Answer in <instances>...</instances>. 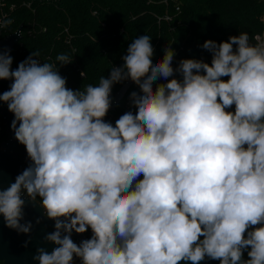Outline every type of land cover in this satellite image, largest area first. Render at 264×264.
I'll use <instances>...</instances> for the list:
<instances>
[{"label": "clouds", "instance_id": "9594fccd", "mask_svg": "<svg viewBox=\"0 0 264 264\" xmlns=\"http://www.w3.org/2000/svg\"><path fill=\"white\" fill-rule=\"evenodd\" d=\"M11 23L0 18V29ZM203 48L211 64L174 69L171 46L154 63L152 37L135 38L122 67L82 90L38 52L13 70L0 51V80L12 81L0 101L32 162L0 189V216L30 234L23 196L39 198L56 245L38 249L39 264H264V39L242 32ZM128 80L140 89L135 110L113 126L112 89ZM89 228L90 239L74 242Z\"/></svg>", "mask_w": 264, "mask_h": 264}, {"label": "trees", "instance_id": "16d2710c", "mask_svg": "<svg viewBox=\"0 0 264 264\" xmlns=\"http://www.w3.org/2000/svg\"><path fill=\"white\" fill-rule=\"evenodd\" d=\"M4 1V11L9 13L12 23L2 38L23 27L16 47L19 56L15 58V51L11 55L14 70L33 52H38L41 63L59 67L60 75L72 90L96 86L102 76L109 77L113 66H123V57L132 41L144 35L152 37L154 63L163 59L165 48L174 49L175 69L184 59L211 64L212 54L203 48L206 41L221 43L242 32L254 37L263 30V0H175L167 4L163 0ZM12 4L16 8L11 12ZM27 4H31L30 8ZM60 54L71 56L72 63L59 66L56 57ZM172 78L182 79L179 73L169 79ZM126 82L115 84L112 93L116 94ZM166 82L157 80L153 87ZM133 92L140 93L135 83L115 111L108 113L106 122L115 126L121 115L135 110L131 100ZM142 178L141 175L139 179ZM247 251L250 248L244 252V260L249 259ZM201 264H220V261L205 258Z\"/></svg>", "mask_w": 264, "mask_h": 264}, {"label": "water", "instance_id": "95a60500", "mask_svg": "<svg viewBox=\"0 0 264 264\" xmlns=\"http://www.w3.org/2000/svg\"><path fill=\"white\" fill-rule=\"evenodd\" d=\"M23 27L0 40V51L5 54L11 53L20 42ZM12 69L13 65H12ZM11 80H0V94L10 89ZM134 85L131 80L127 81L116 93L111 94L112 106L109 113L114 112L116 107L125 99L127 93ZM0 114L5 119L9 140L0 151V189H6L15 182L16 177L31 165L26 148L15 138L11 124L15 119L14 114L8 110V106L0 101ZM25 199L24 220L21 223H31L30 234L20 233L7 227L4 219L0 216V264H39L34 259L38 255V249L44 248L49 253L56 245L48 242L46 236L55 231V222L46 216L45 209L37 201L34 203L29 198ZM39 221V222H38ZM73 240H83V234H72Z\"/></svg>", "mask_w": 264, "mask_h": 264}, {"label": "built area", "instance_id": "2783aa9c", "mask_svg": "<svg viewBox=\"0 0 264 264\" xmlns=\"http://www.w3.org/2000/svg\"><path fill=\"white\" fill-rule=\"evenodd\" d=\"M163 1H164L165 4H167L169 1H175V0H163ZM176 1H178V0H176ZM263 1H264V0H263ZM30 5H31V4H27L26 6H27L28 8H30ZM5 7H6V3H5V1H4V0H0V18L7 20V19H8V16H9V13L6 12V11H4V8H5ZM15 8H16L15 5L12 4V5L9 7V11L12 12L13 10H15ZM178 11H179V9H178ZM166 20H167V21H170V18H169V17H166ZM261 22H262V25H263V30H262L261 33H259V34H257V35L261 36V38L264 39V14L262 15ZM5 30H6V27L3 28V29H0V40H3V39L6 38V37H3V38H2V35H3V33H4ZM255 42H256V41H255ZM18 44H19V43H18ZM18 44H17V45H18ZM17 45L15 46V48H14L13 51H12V52H14V51L16 52L15 58L19 56V53H18V50H19V49H16ZM11 55H12V53H11ZM40 62H41V61H40ZM233 108H235V107L233 106ZM233 108H231V109H233ZM231 109H229V110H231ZM8 140H9V135H8V133H7L6 124H5V119H4V118L2 117V115L0 114V151L3 150V145H4L5 143H7ZM24 196L27 197L26 194H25ZM27 198H28V197H27ZM37 202H38L39 204H41L40 201H39V198L37 199ZM45 212H46V211H45ZM92 235H93L92 230H91V228H89L88 231H87L85 234H83V236H84V239H83V240L90 239V238L92 237ZM83 240H74V242H76V243L79 245L80 242L83 241ZM74 264H82V261H81L79 258H74Z\"/></svg>", "mask_w": 264, "mask_h": 264}]
</instances>
